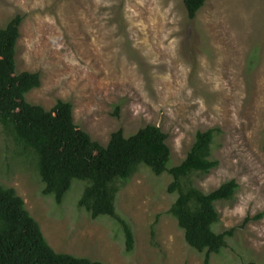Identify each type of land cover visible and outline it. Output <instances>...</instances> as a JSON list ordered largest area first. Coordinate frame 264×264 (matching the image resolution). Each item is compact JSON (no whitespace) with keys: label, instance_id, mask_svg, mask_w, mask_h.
Masks as SVG:
<instances>
[{"label":"rangeland","instance_id":"obj_1","mask_svg":"<svg viewBox=\"0 0 264 264\" xmlns=\"http://www.w3.org/2000/svg\"><path fill=\"white\" fill-rule=\"evenodd\" d=\"M18 15V73L41 75L27 101L47 111L72 104L76 125L102 146L119 130L129 138L159 127L179 166L198 133L216 130L220 165L193 183L205 194L232 180L240 188L216 204V232L237 231L210 264H264V0H207L194 21L184 0H0V28ZM20 153L0 125V186L16 190L57 253L104 264H204L169 214L177 199L170 176L141 165L120 186L117 210L135 236L127 253L115 220H93L79 207L85 183L75 181L59 206L43 195L33 158Z\"/></svg>","mask_w":264,"mask_h":264},{"label":"trees","instance_id":"obj_2","mask_svg":"<svg viewBox=\"0 0 264 264\" xmlns=\"http://www.w3.org/2000/svg\"><path fill=\"white\" fill-rule=\"evenodd\" d=\"M206 2L184 0L189 20L196 19ZM23 21L24 17L18 15L6 28H0V125L20 149V155L35 161L43 195L53 197L61 206L75 181L85 183L79 207L93 220H115L123 229L126 252L132 253L135 236L118 213L116 202L120 186L144 165L156 176L173 179L168 192L176 194L177 199L169 214L183 231L187 245L204 253V264H210L211 256L227 248L228 239L237 231L216 232L214 227L220 222L216 204L233 201L240 188L232 180L205 194L193 183L194 175L207 176L220 165L213 159L216 130L198 133L179 166H172L169 137L159 127L148 126L129 138L119 130L107 146H102L76 125L72 104L59 101L47 111L27 101V95L40 88L41 75L18 73L16 55ZM0 264L104 263L54 251L16 190L0 186Z\"/></svg>","mask_w":264,"mask_h":264}]
</instances>
